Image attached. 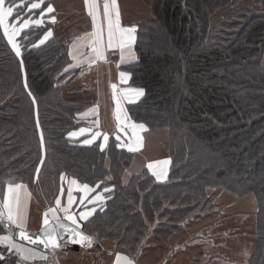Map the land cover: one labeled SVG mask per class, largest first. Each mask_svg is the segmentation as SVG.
<instances>
[{"label":"trees","instance_id":"obj_1","mask_svg":"<svg viewBox=\"0 0 264 264\" xmlns=\"http://www.w3.org/2000/svg\"><path fill=\"white\" fill-rule=\"evenodd\" d=\"M34 1L5 6H13L14 17L19 11L22 22L36 20L47 2L30 10ZM147 7L148 18L136 24L135 59L119 70L129 75V86L144 90L126 105L128 119L165 133L166 182L146 168L125 178L136 157L114 136L103 151L99 142L83 146L68 138L79 128H97L100 119L86 118L90 104L70 99L79 68L68 40L52 35L39 43L52 30L42 15V24L18 36L21 56L0 28V193L6 184L23 183L45 208L68 182L87 184L104 201L82 230L94 237L93 246L109 242L133 260L149 237L168 244L191 220L213 213L215 192L250 197L256 210L244 226L207 231L215 239L243 240V264H264V0H149ZM0 252L9 264H22L1 246Z\"/></svg>","mask_w":264,"mask_h":264},{"label":"crops","instance_id":"obj_2","mask_svg":"<svg viewBox=\"0 0 264 264\" xmlns=\"http://www.w3.org/2000/svg\"><path fill=\"white\" fill-rule=\"evenodd\" d=\"M48 4H51L54 8L53 13H47L44 11L45 20L51 25V31L53 37L57 39H65L70 42L69 53L72 58L74 67L79 68V72L76 78L72 82L71 86L73 91L70 94V99L85 104H90L89 109L86 110L84 116L86 118L99 116L100 127L96 129L105 128L102 131L106 132L108 136H114L121 131H125V136L121 135L124 143L120 142L119 145L132 144L136 146L135 136L130 134L132 130H135L138 135H142L140 146L136 151H131L135 154V162L139 163L137 169L132 172H137L141 168H146L151 175L153 171L157 173L166 172V176H162L157 179L153 175L156 182L161 183L167 180L170 163L167 165H158L157 162L161 158L169 161L163 152L162 145L165 140V133L163 132H150L145 127V130H140L137 127L130 126V120L126 114V105L136 103L142 96L136 97L132 93L125 95V90L138 89L128 85L129 76L126 78L121 77L118 64L129 60L128 53L131 51L132 43L124 51V60H115L116 54H120L118 37L113 39L111 47L108 46V20L103 14L104 0H97L98 15L93 24L92 17L88 14V8L84 4V0H44ZM37 2V1H34ZM148 2L149 0H117L119 8V21L122 28L134 27L136 24L142 22L148 18ZM47 8V7H46ZM55 15L56 22H51V16ZM42 15L38 17L40 19ZM14 23V22H13ZM102 29L103 39V54L104 58H96V54L89 46L91 44L90 35L96 30ZM24 30V29H23ZM135 36V33H133ZM18 37V36H17ZM73 57H76L74 59ZM92 59H95V63H90ZM77 61H81L78 63ZM115 85V89H113ZM78 90V91H77ZM131 96V102L129 100ZM133 123V122H132ZM134 125H138L133 123ZM85 129V132L80 136H69L71 141L81 142L85 139H91L92 135L97 132L94 129ZM72 131L77 132L80 129ZM92 131V132H90ZM71 137V138H70ZM115 137V136H114ZM116 138V137H115ZM117 139V138H116ZM96 140L95 143H97ZM94 143V144H95ZM83 146H91L89 144L80 143ZM106 147V146H105ZM121 148H128L120 146ZM153 164L154 168L149 169L148 165ZM129 168V169H130ZM126 180V179H125ZM25 188L20 190L21 198V217L26 221L27 231L30 233L39 234L43 227L44 213L49 208H42L39 206L36 198L30 191V187L23 183ZM7 185L0 193V201L3 200L7 194ZM83 185L70 182L67 183L63 193L59 196L61 200V208L67 206L69 188L72 189L73 204L71 206L72 214L77 216L78 223L81 224L84 221L79 220V213L88 209H97L102 202L92 203V199L100 194H94L93 191H82ZM215 211L206 216L197 217L191 220L185 225L176 235H174L168 244L161 241H156L154 238L149 237L143 247L141 255L137 260H133V264H243L245 255L248 254V250L245 248L243 240H236L228 238L223 234L222 237L216 239L211 235L210 231H207L209 227L215 226L216 232L224 231V228L236 227L239 225H245L249 221L248 216L255 212L256 206L253 198H245L237 200L224 192H215L213 194ZM83 198V203L81 199ZM58 216L61 218L64 216L63 211H58ZM231 215H245L243 217L234 218L232 220ZM50 226L53 224L51 214H49ZM66 225L74 227L70 221H64ZM14 227V226H13ZM6 235V234H0ZM19 244V243H18ZM3 247L2 245H0ZM24 246V245H23ZM26 248H30L24 246ZM32 249V248H30ZM37 251V250H36ZM40 254L46 256V259H41L39 255L31 260L21 261L22 264H116V256L119 253L114 251L113 244L109 242H101L98 246L87 247L71 246L65 249H58L56 251H50L48 253ZM122 257L125 255L119 254ZM19 259V258H18ZM123 264V261L121 262Z\"/></svg>","mask_w":264,"mask_h":264},{"label":"snow or ice","instance_id":"obj_3","mask_svg":"<svg viewBox=\"0 0 264 264\" xmlns=\"http://www.w3.org/2000/svg\"><path fill=\"white\" fill-rule=\"evenodd\" d=\"M6 0H0V28L3 29L4 36L7 37L8 43L11 44L12 49L15 51L17 56H21V45L16 42V37L20 35L21 31L25 28H28L30 24L40 25L43 23L42 19L36 20H28L24 19L22 23L19 24L17 27L15 24L9 23V18L13 17L14 19H19L21 13L17 11L14 17V8L13 6L5 7ZM44 3V0H37V2L30 4L31 9H40L41 5ZM85 6L88 8V14L93 19V24L95 27V22L98 15V4L97 0H84ZM14 5V0H13ZM15 6V5H14ZM18 7V6H17ZM47 13H53L54 8L51 4L47 5L46 8ZM44 14V11H41V15ZM103 14L104 17L108 20V46L111 47L113 39L118 37L119 48L121 50V60L125 59L124 51L125 49L130 46L135 41V33L136 29L134 27L130 28H122L120 26L119 21V8L117 5V0H104L103 4ZM51 22H56L55 15L51 16ZM91 38V44L89 45L92 48V51L96 54V58H104L103 54V39H102V29L96 30L93 33L89 34ZM50 36H52L51 30H48L44 35L43 39L39 41L40 44H43ZM27 38V37H25ZM76 59V57H73ZM128 58L134 60L135 54L129 50ZM80 63L81 61H77ZM90 63H95V59H92ZM72 67V65H69ZM21 69H23V61L21 60ZM68 69H65L67 71ZM127 74L121 73L122 78H126ZM25 89L28 88L27 80L24 81ZM115 89V85L112 86ZM128 93H132L134 96L139 97L144 94L143 89H128L125 90V95L127 96ZM29 96H32L31 91L28 92ZM131 102V96L128 97ZM35 98L33 97V103H35ZM36 127L39 129V121L37 120ZM133 127H139L141 130H144V125H133ZM85 132V129H80L79 133L77 132H70L68 135L75 137ZM101 135L99 132H96L92 135L91 139H85L83 141L84 144H92L97 136ZM109 137L107 135L103 136L104 143L100 144L99 147L103 151ZM120 137H117L119 140ZM39 141L40 146L43 148L44 144V136L43 132L41 131L39 134ZM141 144V138L136 137V146L134 147L132 144L126 145H118V146H126L128 150L136 151L137 148ZM170 161H159L157 164L167 165ZM149 169H153L154 165L149 164ZM37 173L39 172V168L36 170ZM153 175L156 176L157 179H160L162 176H166V172L157 173L153 171ZM61 179H64L62 176ZM73 185L77 184V181L74 179L71 181ZM25 188L22 184H14L9 183L7 185V194L4 196L3 200L0 201V224L5 225V230L7 231L9 228L14 226L13 231H7L6 235H0V245L3 246L4 250L9 252L10 254H15L19 261H27L36 258L38 255L41 259H46L47 257L43 254L38 253L35 249L26 248L21 244L16 242V237L18 236L20 240L28 241L32 244H40L43 245L45 249H51L55 251L57 248L62 247L63 245H67L68 243L71 244H80L82 246L92 247L94 242V237L92 235L85 234L82 230L80 224L78 223L77 216L72 214L71 206L73 204V197H72V189L69 188L67 191L68 195V204L67 206L61 208V200L59 198L56 199L55 208H49L48 211L44 213L43 219V227L40 230V233L33 237L27 231L26 221L21 217V198H20V190ZM82 191L89 192L93 191L90 189L87 184L82 186ZM105 192H110L111 189L105 188ZM104 197L102 195H98L92 199V203L97 201L102 202ZM83 203V198L80 201ZM58 211H63L64 216L61 218L57 215ZM95 209H88L86 211H81L79 213V220L87 221L90 216L93 215ZM49 214H51L53 224L50 226ZM64 221H70L74 227L67 226ZM67 237V238H65ZM0 261H5V264H9V261H6L5 256L2 252H0ZM133 264V261L128 257H122L121 255L117 254L116 256V264Z\"/></svg>","mask_w":264,"mask_h":264},{"label":"rangeland","instance_id":"obj_4","mask_svg":"<svg viewBox=\"0 0 264 264\" xmlns=\"http://www.w3.org/2000/svg\"><path fill=\"white\" fill-rule=\"evenodd\" d=\"M6 7V6H5ZM20 23H22V21H20V20H17L16 22H14V23H12V24H15L17 27H19V24ZM26 29V28H25ZM52 32V31H51ZM52 35H53V33H52ZM19 36V35H18ZM17 38L18 37H16V42H17ZM11 45V44H10ZM12 47V46H11ZM115 60H120L121 59V57H120V54L118 53V54H116V57L114 58ZM119 65H120V63L118 64V67H119ZM125 73V72H124ZM126 74V73H125ZM129 76V75H128ZM131 87V86H130ZM100 124V123H99ZM130 126H133L134 124L132 123V122H130ZM138 126V125H137ZM100 127V125H98V128ZM86 128H88V127H86ZM137 128H139V127H137ZM82 129H84V128H82ZM88 129H91V128H88ZM101 129L104 131L105 130V128H102L101 127ZM101 129H94L95 131L97 130V132H99L101 135H99V136H97V138H96V140H99V141H97V142H99L100 144H103L104 143V140H103V136L104 135H107L108 136V134L106 133V132H103ZM140 129V128H139ZM92 130V129H91ZM141 130V129H140ZM145 130V129H144ZM80 131V130H79ZM79 131H77V133H79ZM90 132H92V131H90ZM125 131H121V132H119V134H114V136L117 138L118 136L120 137V139H119V141L120 142H122V143H124V141H123V139L121 138V136H120V134L121 135H123V136H125ZM130 134H133L134 136H135V141H136V137H140L141 138V140L143 139V136L142 135H138L137 134V132L135 131V130H132V132L130 133ZM81 135V134H80ZM79 135V136H80ZM109 137V136H108ZM71 138V137H70ZM96 140L92 143V144H94L95 142H96ZM83 142V140L80 142V143H82ZM108 143V142H107ZM89 145H91V144H89ZM107 145V144H106ZM125 147V146H124ZM126 149V148H125ZM158 161H165V158H161V159H159ZM135 164L136 165H139V163H137V162H135ZM135 164H133L132 165V167L131 168H133V169H137V166L135 165ZM160 166H162V164H160ZM131 168L127 171V173H126V176H125V178H127L128 177V175L129 174H131V173H134V172H132V171H135V170H131ZM164 182H166V180L164 181ZM164 182H161V183H164Z\"/></svg>","mask_w":264,"mask_h":264},{"label":"water","instance_id":"obj_5","mask_svg":"<svg viewBox=\"0 0 264 264\" xmlns=\"http://www.w3.org/2000/svg\"><path fill=\"white\" fill-rule=\"evenodd\" d=\"M0 226L3 228V230H4V232L7 234V231H13L14 230V227H12V228H9L7 231L5 230V225H2V224H0ZM67 226H69V225H67ZM69 227H71V226H69ZM29 234H31L33 237H35L37 234H35V233H30V232H28ZM65 238H67V237H65ZM16 242L17 243H19V244H21V245H24V246H27V247H30V248H32V249H35V250H37V251H39V252H42V253H48V252H50V251H53V250H51V249H45L44 247H43V245H40V244H32V243H29L28 241H25V240H20L19 239V237L17 236L16 237ZM80 244H71V243H68L67 245H63L62 247H60V248H57L56 250H58V249H65V248H68V247H71V246H79ZM55 250V251H56Z\"/></svg>","mask_w":264,"mask_h":264}]
</instances>
